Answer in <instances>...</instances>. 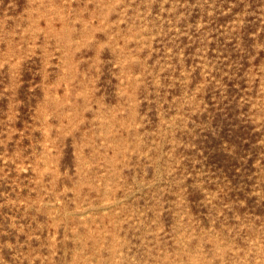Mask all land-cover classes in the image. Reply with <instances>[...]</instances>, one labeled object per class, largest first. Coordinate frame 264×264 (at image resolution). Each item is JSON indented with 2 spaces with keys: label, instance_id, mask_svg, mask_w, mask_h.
<instances>
[{
  "label": "rangeland",
  "instance_id": "obj_1",
  "mask_svg": "<svg viewBox=\"0 0 264 264\" xmlns=\"http://www.w3.org/2000/svg\"><path fill=\"white\" fill-rule=\"evenodd\" d=\"M0 264H264V0H0Z\"/></svg>",
  "mask_w": 264,
  "mask_h": 264
}]
</instances>
